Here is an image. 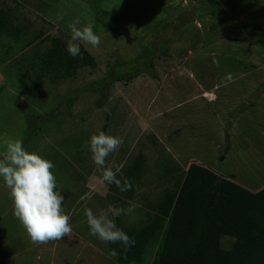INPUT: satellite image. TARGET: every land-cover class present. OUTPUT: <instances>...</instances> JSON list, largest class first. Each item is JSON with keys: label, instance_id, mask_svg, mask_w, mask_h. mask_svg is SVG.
<instances>
[{"label": "rangeland", "instance_id": "1", "mask_svg": "<svg viewBox=\"0 0 264 264\" xmlns=\"http://www.w3.org/2000/svg\"><path fill=\"white\" fill-rule=\"evenodd\" d=\"M182 12L192 20L172 30ZM76 19L80 27L92 24L101 44H81L73 57L68 25ZM261 22L264 0H0V64L7 62L0 109L34 119L55 113L39 123L34 141L65 188L77 183L85 249L100 252L99 262L84 254L78 264H116L109 243L89 234L86 209L99 215L110 205H139L130 216L109 214L117 228L137 231L167 193H177L190 164L252 191L264 188ZM9 78L18 86L12 96ZM241 107L248 114L240 115ZM98 131L123 139L105 166L119 168L130 190L100 183L84 146ZM1 185L0 215L10 200ZM231 243L219 241L224 250ZM155 248L138 264H152Z\"/></svg>", "mask_w": 264, "mask_h": 264}, {"label": "trees", "instance_id": "2", "mask_svg": "<svg viewBox=\"0 0 264 264\" xmlns=\"http://www.w3.org/2000/svg\"><path fill=\"white\" fill-rule=\"evenodd\" d=\"M132 74L122 77L129 80ZM122 77L114 75V80ZM31 116L26 118L32 132L56 115L51 111L38 119ZM124 232L134 244L125 248L121 243H109L110 250L117 253L116 264H138L153 244L152 264H264V188L250 193L227 178L190 164L177 193L164 196L151 222L137 231ZM221 237L232 239L226 250L220 247Z\"/></svg>", "mask_w": 264, "mask_h": 264}, {"label": "clouds", "instance_id": "3", "mask_svg": "<svg viewBox=\"0 0 264 264\" xmlns=\"http://www.w3.org/2000/svg\"><path fill=\"white\" fill-rule=\"evenodd\" d=\"M80 20H73L68 28L71 37L67 44V52L76 57L80 54V45H88L97 49L101 38L93 31V25L80 27ZM219 66L218 61H214ZM5 146V152L0 158V179L9 190L13 205V215L19 221L33 245H44L50 242L61 241L72 234L70 216L63 208L64 196L56 191V177L52 169L54 164L42 158L36 152H28L23 141L19 139L0 138ZM123 139L117 136L98 131L84 142L91 153V159L100 170V183L114 184L121 192L131 189V183L125 178L123 183L117 178L120 169L115 171L106 167L107 158L119 150ZM89 199L91 196L89 195ZM136 204L128 208L109 206L107 212L95 214L91 209L85 210L89 234L105 243H121L127 248L134 244L123 230L117 228L114 219L120 215L130 216ZM110 258L117 253L111 250Z\"/></svg>", "mask_w": 264, "mask_h": 264}, {"label": "crops", "instance_id": "4", "mask_svg": "<svg viewBox=\"0 0 264 264\" xmlns=\"http://www.w3.org/2000/svg\"><path fill=\"white\" fill-rule=\"evenodd\" d=\"M6 64L7 62L0 64L1 82L4 81L1 71ZM9 80V84L11 85L10 93L12 96L13 90H16L18 86L15 88L13 83H11L12 80L10 78ZM18 101L17 97V104L14 105L19 108ZM239 109H241L239 112L240 115H243L244 111L247 113L244 108L241 107ZM17 113L18 114L12 115L11 112V115H4L0 109V138L7 137L8 139H19L23 141V145L28 152H36L45 159V151L35 146L34 140L36 130L31 132L29 130V124L26 125L28 119H25V116L28 115L20 114L18 111ZM4 152L5 146L2 139H0V158H2ZM227 179L230 180V178ZM67 181L70 184L71 181ZM56 183V191L64 196L63 208L65 214L70 216V222L73 229L72 234L63 238L61 241L50 242L44 245H33L19 221L13 215V205L10 196V200L8 201L9 205L7 206L8 208L4 209L0 215V264H65L68 261L69 264H78V261H83L84 263V254H87L90 261L99 262V250L94 248L92 244L89 245L91 249H85L84 212L82 207L79 211L76 209L79 200L77 195V183H72L70 189L65 188V185L67 184L66 180L64 184L63 180L61 181L59 178H56ZM0 188H3V186L1 185ZM243 189L250 193L257 192V190L252 191L248 188ZM6 192L10 195L9 190ZM79 195V197L82 196V194ZM75 209L76 211H74Z\"/></svg>", "mask_w": 264, "mask_h": 264}, {"label": "water", "instance_id": "5", "mask_svg": "<svg viewBox=\"0 0 264 264\" xmlns=\"http://www.w3.org/2000/svg\"><path fill=\"white\" fill-rule=\"evenodd\" d=\"M192 20L191 16L189 15L188 12H182L177 16V22L175 25H173L172 30H176L183 25L187 24Z\"/></svg>", "mask_w": 264, "mask_h": 264}]
</instances>
